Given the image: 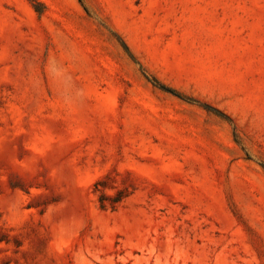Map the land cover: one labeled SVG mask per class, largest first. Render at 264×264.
I'll return each mask as SVG.
<instances>
[{
    "label": "rangeland",
    "instance_id": "obj_1",
    "mask_svg": "<svg viewBox=\"0 0 264 264\" xmlns=\"http://www.w3.org/2000/svg\"><path fill=\"white\" fill-rule=\"evenodd\" d=\"M0 264H264V0H0Z\"/></svg>",
    "mask_w": 264,
    "mask_h": 264
},
{
    "label": "trees",
    "instance_id": "obj_2",
    "mask_svg": "<svg viewBox=\"0 0 264 264\" xmlns=\"http://www.w3.org/2000/svg\"><path fill=\"white\" fill-rule=\"evenodd\" d=\"M35 5V9L40 13V12H42V8H40V4L39 3H35L34 4ZM99 201H100V206L102 207V208H107L108 206H107V203L105 202V197L102 195V196H100V198H99ZM112 207V209H114V206H111Z\"/></svg>",
    "mask_w": 264,
    "mask_h": 264
}]
</instances>
